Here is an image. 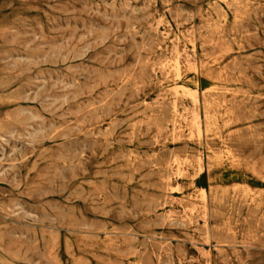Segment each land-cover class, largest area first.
Segmentation results:
<instances>
[{"label": "rangeland", "instance_id": "rangeland-1", "mask_svg": "<svg viewBox=\"0 0 264 264\" xmlns=\"http://www.w3.org/2000/svg\"><path fill=\"white\" fill-rule=\"evenodd\" d=\"M0 264H264V0H0Z\"/></svg>", "mask_w": 264, "mask_h": 264}, {"label": "bare ground", "instance_id": "bare-ground-1", "mask_svg": "<svg viewBox=\"0 0 264 264\" xmlns=\"http://www.w3.org/2000/svg\"><path fill=\"white\" fill-rule=\"evenodd\" d=\"M159 67V66H158Z\"/></svg>", "mask_w": 264, "mask_h": 264}]
</instances>
